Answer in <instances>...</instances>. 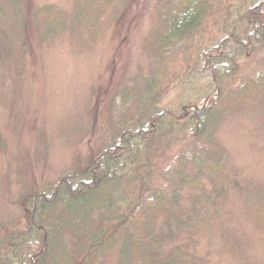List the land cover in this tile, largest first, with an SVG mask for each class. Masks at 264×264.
Wrapping results in <instances>:
<instances>
[{"label":"rangeland","instance_id":"obj_1","mask_svg":"<svg viewBox=\"0 0 264 264\" xmlns=\"http://www.w3.org/2000/svg\"><path fill=\"white\" fill-rule=\"evenodd\" d=\"M74 1L22 0L21 35L0 30V238L25 227L30 194L81 172L102 149L117 142L124 124L149 119L159 107L176 111L217 96L212 81L194 73L202 64L200 54L221 42L242 9L257 0H212L193 36L160 57L151 53L147 41L161 1L168 0H133L84 51L65 39L39 46L31 24L33 6L52 4L71 11ZM238 62L237 72L223 83L226 104L242 80L262 68L264 47L239 55ZM216 137L224 152V172L234 184L230 186L238 188L229 189L226 210L236 226L229 230L244 240L242 255L225 252L217 230L197 228L205 190L213 184L206 174L201 181L190 179L186 184L182 206L161 221L158 235L194 264H264V235L255 222L248 223L247 205L250 182L264 186L260 107L248 100L235 106ZM178 149L174 145L156 158L152 173L156 185L163 184L160 171L172 163ZM125 189L118 193L127 194L130 186ZM241 190L246 196L239 194ZM198 196L202 201L195 205L192 199ZM61 214L66 211L59 206L48 215L53 230L50 264H114V256L90 254L89 239L82 232L75 237L73 221L60 222Z\"/></svg>","mask_w":264,"mask_h":264},{"label":"trees","instance_id":"obj_2","mask_svg":"<svg viewBox=\"0 0 264 264\" xmlns=\"http://www.w3.org/2000/svg\"><path fill=\"white\" fill-rule=\"evenodd\" d=\"M132 1L75 0L71 11L52 4L33 6L31 24L37 44L65 39L84 51ZM211 4L212 0L161 1L147 41L151 53L160 57L165 50L190 39ZM22 7V0L0 1V30L4 34L21 35L25 23ZM237 24L243 28L237 30ZM256 47H264V0L243 8L225 38L200 54L202 64L194 73L198 79L209 78L218 95L176 111L159 107L149 119L124 124L117 142L102 149L81 172L67 174L52 187L30 194L25 227L0 238V264H50L53 230L47 221L59 206L66 211L59 221H73L74 236L82 232L94 256H114V264H194L164 242L158 228L172 210L182 206L181 196L190 179L201 181L203 174L213 184L205 190L204 213L196 216L197 228L217 230L222 249L231 256L242 255L244 240L229 230L236 226L226 210L229 189L238 188L230 186L234 184L224 172V152L216 135L227 115L246 100L260 107L264 121V64L255 75L242 80L230 103H225L223 95L224 80L239 68L238 56ZM155 101L153 98L154 105ZM174 145H179L178 153L160 171L163 184L156 185L152 179L154 162ZM126 186L130 191L119 194ZM241 191L239 194L246 196ZM202 197H194L193 204ZM247 202L248 223L255 222L264 235L262 184L250 182Z\"/></svg>","mask_w":264,"mask_h":264}]
</instances>
